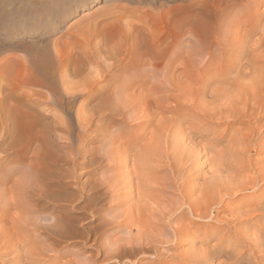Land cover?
Returning a JSON list of instances; mask_svg holds the SVG:
<instances>
[{"label":"bare ground","instance_id":"bare-ground-1","mask_svg":"<svg viewBox=\"0 0 264 264\" xmlns=\"http://www.w3.org/2000/svg\"><path fill=\"white\" fill-rule=\"evenodd\" d=\"M250 6H252V4L248 3L242 6L234 14L236 15L244 11L249 12L248 9ZM134 12L135 15H138V13L136 14V11ZM147 12L148 11H144V13ZM113 14L114 13H112V16ZM134 14H130L125 17L126 14L122 15V13L119 14L118 12L116 16H110V18H108V24H105L108 26L107 28L119 30V34L121 36L119 35L118 41H115L116 43H110L112 45L109 46L106 44L107 42H102L100 40L98 41V45H95L97 46L96 52H93L92 55L90 53L86 57L82 58L85 59L88 66L91 65V67L95 65L96 67H100L101 64L105 65L108 61H112L109 64L108 71L106 73L102 72L100 74L101 76L99 75L97 79H100V77L105 78L109 75V73L114 71L117 67H112V65L115 63L120 62L119 64L124 66L125 63H123V61H128L125 60L126 57L132 56L135 50H132L133 52L130 50L128 40H132V38L128 37L134 34V37L135 35L138 36L137 39H139V37L142 39L141 35L144 32L142 25H144V22L139 21L137 16L135 17ZM247 16L250 17V20L252 21L249 20L250 22L248 27H246V29L244 28L245 30L241 36L242 38L239 37V39L234 33L231 38L230 35L228 37L230 28L222 30L225 26L222 27L220 22L218 24L216 23L214 26L216 33L214 34L213 39L207 42H204L205 40L202 41L203 39L201 40V38H199L193 31L191 32L194 34L189 31V33L183 34L182 37H170L171 39H169L171 42L168 46H166L167 52L166 54H163V59H165V61L161 67L157 68V66H155L156 63H154L155 65L151 64L155 56L160 54L162 51L161 49V51L158 50L161 40L160 42L158 40H150L153 41L152 46L150 45L153 48H150L149 46L148 49H153L152 51H144L143 48H141L142 50L139 49L142 52L141 53L138 52L137 49V53H134L133 55L135 56V63L133 59L129 58V62L131 63L135 74L132 73L128 75L127 78L133 79L135 75L138 76L137 73L145 75L146 81L152 82L150 89L146 85L148 88H145L147 89L146 91L141 90L138 94L134 91L136 93L132 97H137L134 99L130 97L132 100H129L130 98H128L126 101L121 100V98L123 99V97H125L124 90L126 89L124 87H117L113 89L115 95L113 93L111 94L117 98V101L116 104L114 102L115 107L110 111L114 116H122L126 119V121H129L127 123L132 122V124H129L127 129L124 131L111 133L109 135L110 138L101 144L100 149L98 148V159L103 161L105 160L107 162L106 169L108 173L106 176H103L104 180H102L111 191L116 190V193L118 192L116 196L120 202L116 200L117 208L121 204H125L126 207L124 206V209H120L121 207L119 209H116V207L112 208L111 210L114 211V214L112 215L110 219L111 222H109V224L114 225L113 228L111 230H100L102 235L107 231H111L114 236V239H109V236H107L108 239H106L103 243H96L98 245L97 249L100 260L77 262L78 260L75 259L74 262H76L73 264H178V262L182 260H184L185 264H264V209H262V202L264 201V138L259 140L256 139L258 137L257 136L253 144L255 153L257 155L263 154L261 159L254 160L252 162L248 158H245L244 162L241 161L242 163L235 162L237 155L244 154V152H246L248 141L250 142L255 132L257 131V134H259L261 128L264 126V124L263 126H258V124L264 120V79L263 77L260 78L257 73V68L264 66V11L258 15L249 13ZM209 28L210 27L207 29L208 31ZM147 35L150 34L148 33ZM253 36H257V38L252 40ZM146 40L148 41V39ZM139 41H137V45ZM143 41H145V39L140 43L144 44L145 42ZM237 41L238 46L236 47ZM129 43H131V41ZM132 43H136V40L132 41ZM142 44L140 45L143 47ZM212 44H214V46H212ZM146 45H148L147 42ZM225 45L228 46L229 49L231 47H235V49H230L231 53L228 55L227 67L224 68V70L221 69V71L218 72L219 74L216 75V84L214 85H217V83L220 82L218 86H216L217 88L214 89L212 84L213 87H209L207 90L205 104L208 108L206 106H202L204 99L202 101L203 103L201 102L202 104L198 103L202 108L198 107L193 100V95L196 94H191L192 99L190 101L192 102H188L192 105L191 107L193 110L188 113H184L183 116L179 115L180 117L175 114L174 116H176V118H172V115L164 117L163 114L166 113L164 111L168 110L166 109L167 107H163L165 110L163 108H161V110L157 106L159 102L157 101L156 103L154 100L155 98L152 100V94L156 93L157 90H165L172 87L180 89L178 84L181 79L174 80L175 82L170 84L169 81H167L168 76H165V79L163 73L161 78H158L160 72H163L166 68V65L169 66L168 63H170L169 61L171 56L174 57L175 55L173 54H175L176 51L180 52V54L183 52L184 56L187 58L186 60L189 59L187 63H190L187 65L185 60L183 65H187V68L194 65L197 69H201V72H203L202 69H205L206 72L209 71L211 73V63L213 62L210 63V61L215 54V56L221 61H224L225 53L227 51L224 47ZM134 47H136V45H134ZM155 48L157 49L154 50ZM145 49H147L146 46ZM145 57H149L150 60H153H147L148 62L150 61V63H148L146 62ZM158 58L159 57L156 56L155 59ZM34 62L35 61L33 59L31 60L29 58L20 60L18 64L19 66L24 67V72L18 81V86L5 95H1L3 96L1 100L3 102L2 104L0 103V153H3L8 149H13L17 150L20 157H22L23 154L26 153H23L26 151L25 146H27V144L29 146L31 143V136L36 133L34 132L32 120H36V118H38V114L37 112L33 113V109L36 104L47 102L48 97L45 94L46 92H44L47 88L42 83V80L36 79L37 77L28 71L31 64L36 65V63H39L40 61H36V63ZM43 65H45V63ZM46 68L47 67H44V69ZM168 68L169 67H167V69ZM196 68L194 70H196ZM65 69L68 68L66 67ZM32 70L36 69L32 68ZM82 71L83 70L81 69L76 71L73 70L72 77L66 75L68 72L66 70L65 72L63 70V73L61 72L62 74L60 75L61 77L59 81L62 84L60 86L63 87L62 91L69 94L71 98L76 97L75 93H81L85 89L90 88V91L93 92L103 88L99 85L100 82L98 80L97 81L99 83L97 81V83H95L94 81L93 84H85L87 88L76 92L73 90L74 87L67 88L66 86H63L68 83L69 86L71 83L73 84L74 81L78 82L80 80L77 79L78 77L82 78V80L85 79L84 77H81ZM187 71H185V73ZM201 72L199 71V73ZM187 73L185 75H187ZM165 74H167V72ZM40 76V78H42V75ZM208 76L209 75H207V77ZM85 77L87 78V76ZM198 78L196 77V79ZM88 79L91 78H87V80ZM203 79L200 80L205 82ZM194 80L195 79H192L190 82L192 83ZM195 82L193 83L194 85ZM148 83L149 82H147V84ZM191 83H185V85H192ZM208 83H206V85ZM72 84L70 86H72ZM139 86L141 85L139 84ZM139 86L137 87L140 88ZM21 88H27L29 92L21 90L20 94L15 95L14 93L16 90ZM191 89H195L194 92L198 95L200 89H193L192 86ZM196 89H198V92ZM178 92L180 94L179 96H183L182 91ZM190 92L191 91H189V93ZM131 93L133 94V92ZM132 94H130V96ZM86 96H88V94L84 97ZM115 98H113L114 101ZM194 103L196 106H194ZM107 105L106 107H108ZM210 107L211 109L214 107H223V111L219 110L216 112L217 109L214 108V112L209 109ZM180 109L181 107L179 110ZM56 111L58 110L56 109ZM180 111L183 112L182 109ZM168 112L170 113L169 110ZM196 112L201 116L195 117L196 114L193 116V113ZM33 116L36 118H33ZM208 116H218L219 118H235L237 116L248 119L252 118L254 121L253 124L257 123V125L241 134L236 144L233 142V144H235L234 146L216 149L214 143L216 138H211L207 141L204 137L200 138L201 140L198 144H194L193 141L196 140V137L193 138L194 133H192L190 129H186L185 126L187 123L194 124L193 122L195 121L200 122L202 117ZM61 117L63 118V116ZM60 123L63 125L68 124L67 122L63 123L61 120ZM97 128L98 126L95 124H92L91 126H87V124L82 125L81 131H79L80 134H78L77 138H74V140L80 142L86 139V137H88L93 131H98ZM10 130L15 132L16 136L13 135L15 138L6 144V148H3L2 145L5 142V135L8 134V131ZM125 131H128L129 135H131L130 143H126L125 147L122 146L124 147L123 149L113 147ZM135 131H138L137 135L134 133ZM24 139H26L29 143L25 144V142H23L25 141ZM32 139L34 140L35 138ZM22 142L25 145L21 144ZM38 146L40 145L37 144V147ZM81 151L82 150L78 148L75 152L77 153L76 155L80 157ZM92 161L93 159L91 158L90 162ZM21 162L22 160L20 159L18 164ZM203 167L206 168L207 171L202 172ZM247 167L251 170L250 173L252 172L251 176L253 179L250 184H240L238 180L243 177L242 175L245 171L243 169ZM30 174L31 172L29 175ZM26 176L27 175H25V177ZM31 177L32 180L29 176L27 177L28 179L18 178L17 180L12 181L8 187L7 184L9 183V179H5L3 181L0 180V264H40V261H42L43 258H50L51 264H54L56 261V256L54 255L57 251L52 248V244L48 243L47 240L52 236L55 238L57 236V238L66 239V237L59 233L62 228L60 227L61 230L57 231L58 226L55 225L54 221L50 220L51 218L49 216L42 218V222L40 223H37L30 218V215L35 213L30 204L31 200L40 201L46 194L43 185L45 180H39L33 174ZM242 179H240V181ZM243 191H260L257 197H253V200H255L252 204H250L253 205V210H244L243 208L248 206L246 205L247 202H239L237 206L235 205L236 212L234 209L231 210L234 211L235 214L232 215L230 212V218H225L223 216L220 217L222 211L226 210V206L231 204L233 196L237 192ZM112 196L116 197L115 195ZM253 214H256V216L251 218L250 225L252 227L242 230L236 228V224L238 222L248 224L249 221L247 219L243 221L239 220L248 218ZM184 220L195 223L205 222L209 224V228L204 230L192 229L187 227L188 225H183V222H185ZM60 225L62 226V224ZM130 226H132L131 229L129 228ZM222 226H226L227 228H222ZM44 233L46 235L43 236ZM20 238L23 239L22 242L19 241ZM207 240L211 243H207ZM181 242L187 244L188 248L186 249V252L180 256L173 255L172 252L176 250ZM125 252H129V254H124Z\"/></svg>","mask_w":264,"mask_h":264},{"label":"rangeland","instance_id":"rangeland-1","mask_svg":"<svg viewBox=\"0 0 264 264\" xmlns=\"http://www.w3.org/2000/svg\"><path fill=\"white\" fill-rule=\"evenodd\" d=\"M248 3L252 4V6H250L248 9L249 12L244 11L236 15L234 14L242 6ZM133 10L136 11V14L138 13V15H135V12ZM144 11L148 12L144 13ZM262 11H264V0H0V103L2 104L3 102L1 101L3 98V96L1 95H5L6 93L18 86V81L20 80V77L24 72V67L19 66L18 62L20 60H25L26 58H29L31 60L33 59L35 61L34 63H36V61H40V64H31V66H29L28 71H30L35 77H37L36 79H41L42 83L46 86L48 90L44 91L46 92L45 94L48 97L47 102H44L42 104H36L33 109V113L37 112L38 114V118L33 116V118H36V120H32L34 132H36L37 134L35 133V136L33 132L34 135L31 136V143L29 144V146L27 144L29 142L24 139L25 141L23 142L27 144V146H25L26 151L23 152H26L25 154H23V156H25L20 157L17 150L13 149H8L3 153H0V180L3 181L5 179H9L7 187L10 186L12 181L17 180L18 178L22 179L27 178L29 176L31 179L32 174L35 175L39 180H45L43 184L46 193H44L45 197L42 198V200L40 201L31 200L30 204L35 213L30 215V218H32L35 222L40 223L42 222V218L49 216L51 218L50 220L54 221L55 225L58 226L57 231L61 230L62 228L63 231L61 230L59 231V233L66 237V239H60L57 238V236L55 238L52 236L47 240L48 243L52 244V248L57 251V253L54 255L56 256V261L54 264H73L76 262H74L75 259L78 260L77 262L86 260L99 261L100 258L98 255L97 244L106 241V239H108L107 236H109V239H114V236L111 231H107L105 234L102 235V232H100V230H111L113 228L114 225L109 224V222H111L110 219L114 214V211L111 210L112 208L116 207V209H119L121 207L120 209H124L126 207L125 204H121L117 208L116 200L119 201V199L116 195L118 192L116 193V190H114L115 192L111 191L110 188H108L107 185L104 184L103 176H106V174L108 173L106 169L107 162L105 160L103 161L98 159V150L100 149L101 144L108 138H110L109 135L111 133L124 131L127 129L129 124H132V122L127 123L129 121H126V119L122 116H114L113 113L110 111L112 108L115 107L114 102L116 104L117 101V98L113 96V94L115 93L113 92V89L117 87H124L126 89L124 90L125 97H123V99L121 98L122 101H126L130 97L133 98L132 96L136 92L138 94V92L141 90L146 91L148 88L150 89L152 82L146 81L145 75H140L139 73H137L138 76L135 75L133 79L127 78L128 75L135 72L131 66V63L129 62V58L133 59L135 63V56L133 55L134 53H137V49L138 52H141V48H143L144 51H150L151 49H148V47L150 45L152 46L153 41L158 40L160 42L161 40V44L159 43L161 46L159 45L158 50L162 51L160 52V54L156 55L159 58L155 59V56L154 60L152 59L154 61L153 62L152 60H150L149 57H145L146 62H148L147 60H150L152 61L151 64L156 63V65H154L157 66V68L161 67L164 64L163 62L165 61V59H163V54H166V46L170 44V39L172 38V36L182 37L183 34L189 33V31H193L199 38H201V40L203 39L202 41L205 40L204 42H207L213 39L214 34L216 33V29L214 26L216 25V23L218 24L220 22V25L222 24V27L225 26V28H221L222 30L230 28V33L228 34V37L230 35L231 38L234 33L239 39V37L242 38L241 36L243 35L244 30L246 29V27H248L249 22L252 21L247 15L249 13L258 15L262 13ZM118 12L119 14L122 13V15L126 14L125 17L129 16L130 14H134L135 17L137 16V19L139 21L144 22V25H142V27L144 28V32L141 35L142 39L140 37L139 39H137L138 36L135 35L134 37V34L128 37L132 38V40H128V46H130V50H135L134 52L132 51V56L126 57L125 60L128 61H123V63H125L124 66L119 64L120 62L112 65V67H117L114 69V71H112L114 75L111 72L109 73L110 76L108 75L105 78L100 77V80L97 79L98 76L102 72L106 73L108 71L109 64L112 61H108L105 65L101 64L102 66L100 65V67H96V65L91 67V65L88 66L87 61L82 58L86 57L90 53L92 55L93 52H96L97 46L95 45H98V41L100 40L102 42H107L106 44H108L109 46L112 45L110 43H116L115 41H118L120 35L119 30L110 29L107 28L108 26H106V24H108L109 22L108 18H110V16H116ZM211 12L213 13V15ZM112 13H114L113 16ZM208 27H210V32L207 30ZM147 31L152 36L147 35ZM255 38H257V36H253L252 40H254ZM144 39L145 41L143 42L145 43H140ZM146 39H148V41ZM134 40H136V43H132V41ZM130 41L131 43H129ZM137 41H139V46L137 45ZM146 42L148 45H146ZM139 43L142 44L143 47ZM130 44H134L136 45V47H138L136 48L134 47V45ZM145 46L147 47V49H145ZM151 46L150 48H153ZM212 46H214V44H212ZM237 46L238 41L236 47ZM224 47L227 49L224 61H221L218 57H216L215 53L214 57L210 61V63L213 62L211 63L212 67L210 71L215 77L209 71H207V73L205 69V73L203 69V72H201V69H197L194 65H191L190 67L188 66L189 68H187V65L190 63H187L189 59L186 60L187 58L184 56L183 52H181L180 54V52L176 51L177 53L175 52V54H173L176 57L171 56L169 61L170 63L167 62L169 66L166 65V68L163 70V72H160L158 78H161L163 73L164 78L165 76H168L167 81H169L170 84H173L175 82L174 80L181 79V85L180 83L178 84L180 89L178 88V90L177 88L175 89L174 87H172L170 89L157 90L156 93L152 94V100L155 98L154 100L156 101V103L157 101L159 102L157 106L160 109L163 107H167L166 109L170 111L171 114L168 112V110L166 111L163 108L165 110L163 111L166 112L163 114L164 117L172 115V118H176V116H183L184 113H188L189 111L193 110V108L191 107L192 105H190L192 101L190 100L192 99L191 94L197 95V93L194 92V88H198L200 90L198 92V89H196V91L198 92V98L196 95H193V100L195 101L198 107H201L200 104L203 103L202 101L204 99V103L202 104V106H206L205 96L207 94L208 88L213 86L214 89L217 88L216 86H218L220 82L217 83V85H214L216 84V75L219 74L218 72L221 71V69L224 70V68L227 67V60L229 57L228 55H230L231 50L235 49V47H231L230 50L226 45ZM156 49L157 48H155L154 50ZM185 60L187 65H183ZM150 61L148 63H150ZM49 62L51 63V65ZM44 63L45 65H43ZM31 67L36 70H32ZM44 67L47 68L44 69ZM66 67L68 69H65ZM167 67L169 68L167 69ZM194 67L196 68V70H194ZM78 69L83 70L81 77H84L85 79L82 80V78L78 77L77 79L80 80L78 81L76 79L78 82L74 81L75 83L73 82V84L75 85L71 83L72 86H70L71 84L68 86V83L63 86H66L67 88L74 87L73 90L76 92L87 88L85 84H93L94 81L95 83L99 81V85L103 88H101V90L93 92L90 91V88L85 89L81 93H75L76 97L71 98L69 94H66L64 91H62L63 87L60 86L62 83H60L59 81L61 77L60 75L63 73V70L64 72L66 70L68 71L66 75L72 77L73 70L76 71ZM168 70H170L171 72ZM185 71L188 72H186L187 75L189 74L188 76L185 75ZM199 71L202 74L199 73ZM166 72L167 74H165ZM182 72L185 73V77L184 75H182ZM257 73L260 78L263 77L264 79V66L260 68L258 67ZM178 74L180 77L178 76ZM40 75H42V78H40ZM83 75L87 76V78H91L88 79L89 82L87 78ZM207 75L209 76L207 77ZM195 76L197 78L200 76V79L207 77L203 80H205L206 83L209 82L208 84L210 86L208 84L206 85V83L200 80L199 78L196 79ZM192 79H195L194 82L197 80L195 82V85L193 84L194 82H190V80L192 81ZM141 80H143L144 82ZM210 80L214 81L212 82ZM52 82L55 84V86ZM133 82L135 83L136 87ZM147 82L149 83L147 84ZM143 83L145 86L143 85ZM185 83H191L192 85L187 86V84L185 85ZM139 84L142 87L139 86ZM146 85L148 86V88ZM137 86H139L140 88H138ZM191 86L194 90L191 89ZM204 86L206 87V89ZM188 88L189 91H191L192 93H189ZM21 90L24 92L28 91L27 88H21L19 90H16L14 94H20ZM175 90L182 92L185 90V93L183 92V96H179V92ZM131 92H133V94ZM86 94H88V96L84 97ZM130 94L132 95L130 96ZM136 97L137 96H135L134 98ZM113 98H115V101L113 100ZM131 98L129 100H132ZM188 101H190V103ZM110 102L113 104H111ZM196 104L194 106H196ZM106 105L110 109L106 107ZM180 107L183 112L180 111L181 109L179 110ZM222 108L223 107L215 108L217 109L216 112L222 110ZM56 109L58 111H56ZM209 109H211V107ZM179 111L181 114L179 113ZM175 114L176 116H174ZM194 114H196L195 117L201 116L197 112L193 113V116ZM61 116H63V118ZM60 120L63 121V123L67 122L71 127L68 124L63 125L62 123H60ZM85 123L87 124V126L95 124L96 126H98V131H93L88 137H86V139H84L85 141L82 140L80 142H77V140H74V138H77L78 134H80L79 131H81V126L86 125ZM193 123L195 125L192 123H187L185 128L188 130L190 129L191 132L194 133L193 138L196 137V140L193 141L194 144H198V142H200L201 140V137H204L207 141L211 138H216L214 142L216 149L227 148V146H234L239 140V136L241 134L247 132L249 129H252V127L257 125V123L253 124L254 121L252 118L248 119L243 118L241 116H237L235 118H219L218 116H208L202 117L200 122L195 121ZM263 124L264 120H262L258 124V126H263ZM10 131H8V134L5 135V142L3 141L4 143L2 145L3 148H6V144L8 142H11L16 136L15 132ZM137 132L138 131H135L134 133L137 135ZM130 137L131 135H129L128 131H125V133L123 132L121 138L117 140L113 147L123 149L126 143H130ZM32 138L35 139L33 140ZM255 138L259 140L264 138V126L261 128L259 134H257L256 131L255 134L252 136L250 142L248 141V145L246 146V152H244V154L238 153L239 155H237V159H234L235 162L242 163L244 162L245 158H248L253 162L254 160H259L262 158L263 154L257 155L255 153L253 147L254 140H256ZM23 142L21 144H24ZM233 142L235 144H233ZM37 144L40 146L37 147ZM78 148L82 150L80 157L76 155L77 153H75ZM91 158L93 159L92 162H90ZM20 159L22 160V162L18 164ZM247 168L243 169L247 173L244 171V174L242 175L243 177L239 178L238 180L240 184H250L253 179V177L251 176L252 172L250 173L251 170L249 168L247 170ZM205 171L207 170L203 167L202 172ZM30 172L31 174L29 175ZM25 175L27 176L25 177ZM240 179L242 180L240 181ZM108 191H110L111 193ZM259 192H237L233 196V198L231 197L232 202H230L232 205H227L225 208L226 210L222 211L220 217L223 216L225 218H230L231 214H235L236 206L239 202H247L246 205L248 206H245L246 208L244 207V210H253L254 207L250 204L253 203V201L255 200H253V197H257L259 195ZM112 195H115L116 197H113ZM262 205V209H264V201L262 202ZM233 209L235 210V212L231 211ZM254 216H256V214H253L248 217L249 219L244 218L242 220H239L243 221L247 219L249 223L244 224L238 222V225L236 224V228L242 230L252 227L250 223L251 218ZM184 221L186 223L183 222V225H188L187 227H190L192 229L204 230L209 228V224L205 222L195 223L187 220ZM60 224H62V226ZM131 227L132 226H130L129 228L131 229ZM222 228L227 227L222 226ZM44 235L46 234L44 233L43 236ZM19 241L22 242L23 239L20 238ZM206 242L209 244L211 243L208 240ZM187 248V244L181 242L176 248V250L172 253L173 255L180 256L181 254L186 252ZM127 253L129 254V252H125L124 254ZM179 263L185 264L184 260L178 262V264ZM40 264H51V259L43 258L42 261H40Z\"/></svg>","mask_w":264,"mask_h":264}]
</instances>
